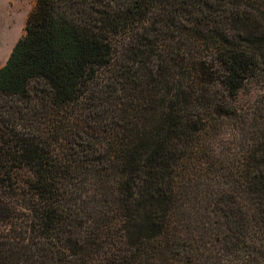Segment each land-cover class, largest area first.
Masks as SVG:
<instances>
[{"label": "trees", "instance_id": "16d2710c", "mask_svg": "<svg viewBox=\"0 0 264 264\" xmlns=\"http://www.w3.org/2000/svg\"><path fill=\"white\" fill-rule=\"evenodd\" d=\"M263 70L264 0H37L0 68V264H264L239 107ZM238 117L206 187L205 135Z\"/></svg>", "mask_w": 264, "mask_h": 264}, {"label": "rangeland", "instance_id": "374dc122", "mask_svg": "<svg viewBox=\"0 0 264 264\" xmlns=\"http://www.w3.org/2000/svg\"><path fill=\"white\" fill-rule=\"evenodd\" d=\"M36 4L37 0H0V68L6 64L17 41L25 35L29 14ZM201 54L209 55L210 52L204 51ZM181 79L189 81V74H180L175 81ZM239 107L256 127L264 130V70L251 78L241 96ZM249 130L246 120L241 117L221 119L215 123L205 135L204 149H200L194 160L205 174L211 175L207 179H199L203 185L209 187L213 181L212 163L223 169L228 179L235 176L239 166L237 160L242 157L243 149L249 141ZM4 230L3 224H0V232Z\"/></svg>", "mask_w": 264, "mask_h": 264}]
</instances>
